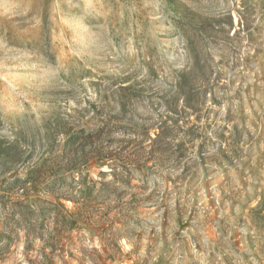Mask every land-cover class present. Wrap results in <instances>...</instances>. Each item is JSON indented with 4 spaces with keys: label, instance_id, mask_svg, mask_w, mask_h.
I'll list each match as a JSON object with an SVG mask.
<instances>
[{
    "label": "rangeland",
    "instance_id": "374dc122",
    "mask_svg": "<svg viewBox=\"0 0 264 264\" xmlns=\"http://www.w3.org/2000/svg\"><path fill=\"white\" fill-rule=\"evenodd\" d=\"M0 264H264V0H0Z\"/></svg>",
    "mask_w": 264,
    "mask_h": 264
}]
</instances>
